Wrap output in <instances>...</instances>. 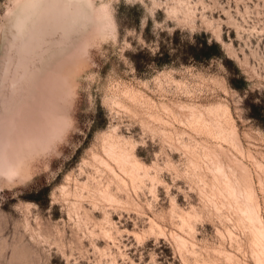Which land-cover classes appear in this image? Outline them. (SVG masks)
<instances>
[{
  "label": "rangeland",
  "instance_id": "rangeland-1",
  "mask_svg": "<svg viewBox=\"0 0 264 264\" xmlns=\"http://www.w3.org/2000/svg\"><path fill=\"white\" fill-rule=\"evenodd\" d=\"M43 93L0 264H264V0H0V166Z\"/></svg>",
  "mask_w": 264,
  "mask_h": 264
},
{
  "label": "crops",
  "instance_id": "crops-1",
  "mask_svg": "<svg viewBox=\"0 0 264 264\" xmlns=\"http://www.w3.org/2000/svg\"><path fill=\"white\" fill-rule=\"evenodd\" d=\"M15 68L17 70L16 72L19 74L20 71L19 69H17L18 66H15ZM20 76L21 78L23 77L22 75ZM16 77H15V82L13 81V79H10L9 83L17 84ZM11 86L15 87L16 85H11ZM4 98H6L5 95ZM43 99H44V103L42 101L41 106L44 107L40 109L39 113L34 118L29 120L30 123L28 125L29 131H27V133H29L28 135L31 138V142H32V146L30 148V151L32 152L30 153L29 158L25 157L17 161L8 162L9 160L8 161L6 160L5 162H3L2 163L3 165L0 166V180L1 178H4L8 182L14 183L16 179L27 178V176L30 174L29 173L30 160L33 158L34 154L48 150L54 139H56L57 136L60 137L61 133H63V131L67 127V125H65V121H66L65 118L60 116H54V114L48 112V109L46 107L47 97L45 93H43L42 100ZM10 171L11 172L14 171L12 178H9L7 175V173Z\"/></svg>",
  "mask_w": 264,
  "mask_h": 264
},
{
  "label": "bare ground",
  "instance_id": "bare-ground-1",
  "mask_svg": "<svg viewBox=\"0 0 264 264\" xmlns=\"http://www.w3.org/2000/svg\"><path fill=\"white\" fill-rule=\"evenodd\" d=\"M12 85H14V84H12ZM110 139H111V138H110ZM108 144H109V143H108ZM108 144H107V145H108ZM126 147H127V146H126ZM111 149H112V147H111ZM114 150H115V149H114ZM110 151H111V150H110ZM126 151H127V150H126ZM108 152H109V151H108ZM109 153H110V152H109ZM112 153H113V152H112ZM116 153H117V152H116ZM118 153H119V152H118ZM115 155H118V154H115ZM108 157H109V156H108ZM117 157H118V156H117ZM127 157H128V155H127ZM130 157H131V156H130ZM130 157H129V158H130ZM131 158H132V157H131ZM114 159H115V161L117 162L116 157H114ZM118 160H120V161L122 162V160H121L120 158H119ZM103 161H104V160H103ZM120 161H119V162H120ZM130 161L133 162V159L130 160ZM104 163H106V161L103 162V164H104ZM113 163H114V162H113ZM133 163H134V162H133ZM110 165H111V164H110ZM126 165H127V164H126ZM131 165H132V164H131ZM105 166H106V165H104V167H105ZM118 167L121 168V166H118ZM123 167H124V164H123ZM123 167H122V169H126V170H127V168H123ZM125 167H128V166H125ZM131 167H132V166H131ZM110 169H111V168H110ZM112 169H113V167H112ZM134 169H136V168H134ZM137 170H138V169H137ZM114 171H115V170L113 169V172H114ZM138 171H139V170H138ZM113 172H112V173H113ZM115 172H116V171H115ZM123 172H124V171H123ZM123 172H122V173H123ZM134 172H135V171H134ZM132 173H133V172H132ZM115 174H116V173H115ZM117 174H118V173H117ZM118 177H119V174H118ZM116 178H117V177H116ZM119 179H120V178H119ZM121 179H122V178H121ZM124 183H125V182H124Z\"/></svg>",
  "mask_w": 264,
  "mask_h": 264
}]
</instances>
